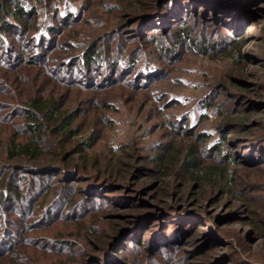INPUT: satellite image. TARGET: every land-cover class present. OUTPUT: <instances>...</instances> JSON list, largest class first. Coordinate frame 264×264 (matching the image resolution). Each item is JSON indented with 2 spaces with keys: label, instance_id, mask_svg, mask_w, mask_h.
Here are the masks:
<instances>
[{
  "label": "rangeland",
  "instance_id": "obj_1",
  "mask_svg": "<svg viewBox=\"0 0 264 264\" xmlns=\"http://www.w3.org/2000/svg\"><path fill=\"white\" fill-rule=\"evenodd\" d=\"M9 3L38 16L0 36V134L21 132L6 123L42 94L79 112L76 140L95 143L72 157L80 176L35 170L37 187L74 185L59 202L3 193L1 264H264V0ZM251 10L262 19L246 27ZM92 43L106 63L86 71L74 59ZM168 144L176 159L159 167ZM70 195L75 210L60 212Z\"/></svg>",
  "mask_w": 264,
  "mask_h": 264
},
{
  "label": "trees",
  "instance_id": "obj_2",
  "mask_svg": "<svg viewBox=\"0 0 264 264\" xmlns=\"http://www.w3.org/2000/svg\"><path fill=\"white\" fill-rule=\"evenodd\" d=\"M9 1L0 0V36L5 34L19 35L23 31L28 33L30 31V26H28L30 19H36L38 16L35 8L25 10L21 4H10ZM237 7L235 6L236 9ZM239 11L240 13H246L248 10ZM258 12L260 11H249L245 21L247 23L245 24L246 27L252 26L253 23L262 19V15ZM7 17H13L15 23L7 21ZM24 26L26 28L22 30ZM184 32L188 33L186 30ZM24 39L26 38L23 36L22 40ZM27 50L30 51L28 48ZM100 51L99 46L96 43H92L84 47L80 55L75 57L74 64L81 63V68H84L86 71H90L92 67L99 68L106 63L101 60L102 55ZM16 59L14 63H16L15 65L20 63L18 66L20 67L22 58ZM112 66L114 70L117 69V64H113ZM61 101L42 94H33L28 99L22 101L23 103L16 108L21 113V120L15 124L6 123L8 126L19 128L21 132L7 136L0 134V185H5V192H0V197L3 196V193H8L9 195L7 196L9 198L12 196L11 200L18 201L23 200V195L26 197L28 192L32 191L34 194L37 192L40 193L39 197L55 194V198H58L57 201L59 202L60 197L63 196L61 190L66 185L65 181L67 178L60 180V188L57 189H54L55 184H51V182L37 187L36 180L32 178L36 175L35 170L43 169L44 167H50L53 170L60 169L65 172L67 177L70 174L73 177L80 176V173H86V170H88V167L82 162V159L81 164L78 162L72 163L74 161L72 157L79 154L81 156L86 155L83 145H86L85 149L94 145V132L92 131L88 137L84 136L81 138L80 140H83L82 142H78L76 139L83 134L82 123L78 120L80 114L79 112L71 111L69 107L66 108L64 102ZM2 122L5 121L2 120ZM46 136L54 138L52 139L51 148L43 145ZM172 146V144H168L165 149L167 151L166 153L155 156V161L159 167H168L174 161L173 159H176L175 156L169 154ZM193 154V151L189 149L180 162L179 169L184 173H189L195 167L197 160ZM14 167L16 169L14 170V175L11 176ZM106 170L110 173L111 168L107 167ZM19 171L26 172V175L22 179L26 184L25 189L21 188L18 183L15 184L16 186L13 184L14 179L18 177L17 172ZM91 172L98 176L99 171L91 169ZM196 178L200 179L201 176L195 177L196 181H200ZM65 187H67L66 190L71 192L75 189L74 185L70 182ZM71 195L59 203L60 212L66 210L73 212L75 210L72 205L73 201L70 200ZM1 203L4 202L1 201ZM1 263L2 261H0Z\"/></svg>",
  "mask_w": 264,
  "mask_h": 264
}]
</instances>
